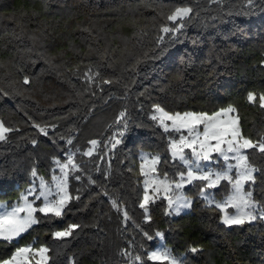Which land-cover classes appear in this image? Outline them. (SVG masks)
<instances>
[{"label": "trees", "instance_id": "obj_1", "mask_svg": "<svg viewBox=\"0 0 264 264\" xmlns=\"http://www.w3.org/2000/svg\"><path fill=\"white\" fill-rule=\"evenodd\" d=\"M185 4L193 8L192 18L166 55L151 59L159 26ZM246 11L244 0H0V88L8 93L0 95V120L18 129L0 141V202L15 203L35 178L49 180L54 157L62 161L68 150L79 152L80 167L69 176V191L80 199L62 218L42 220L14 245L0 243V256L35 242L52 248L54 264H130L122 250L134 256L142 243L148 251L157 245L156 238L145 240L135 221L151 233L163 232L176 255L202 246L203 252L187 253L191 264H264L263 221L227 228L197 188L188 187L193 204L180 216H166L165 202L158 200L150 205L152 222L145 223L139 208L138 153L165 149L148 118L152 104L211 112L233 103L243 133L253 140L264 135V110L246 100L248 91H264V10L239 14ZM89 69L100 73L92 84L84 77ZM125 109L131 131L112 149L108 139ZM32 122L56 127L44 136ZM93 139L98 147L84 156ZM250 161L264 170L259 153ZM255 175L253 198L264 204V175ZM213 192L224 197L229 186L222 183ZM113 199L128 211V221L112 207ZM72 223L81 225L73 237L53 239V231Z\"/></svg>", "mask_w": 264, "mask_h": 264}, {"label": "snow or ice", "instance_id": "obj_2", "mask_svg": "<svg viewBox=\"0 0 264 264\" xmlns=\"http://www.w3.org/2000/svg\"><path fill=\"white\" fill-rule=\"evenodd\" d=\"M244 5L248 11L239 14L249 15L258 7L264 10V0H244ZM192 12L193 8L185 4L174 7L166 15L165 22L159 26L151 59L166 55L171 44L178 40V34H182V30L187 26V21L192 18ZM33 39L37 37L33 36ZM260 63L264 66V60ZM99 76V72L92 73L91 69L84 73L89 84L95 83ZM23 83H30L27 76L24 77ZM101 83L111 84L112 81L102 79ZM0 95L6 96L8 93L0 88ZM140 95L143 96L144 93ZM246 100L251 104L258 101V107L264 110V91H248ZM148 118L152 127L160 130L165 149L163 153L140 155L139 175L143 177V196L139 208L143 210L145 223L152 222L150 205L158 199L167 202L164 213L166 216H179L182 211L190 209L193 201L184 191L188 185L198 189V195L205 206L218 212L220 223L227 228L243 227L257 220L264 221V204L253 198L252 190L256 183L255 173L261 172L264 175V170L250 161V155L256 153L264 159V135L253 140L243 133L241 117L233 103L211 112L169 111L160 103H154ZM114 124L119 130L108 139L112 149L120 145L126 134L131 131L132 125L126 109L119 112ZM32 127L40 134L48 136V128L54 129L56 126L32 122ZM17 130L0 120V141H6L9 134ZM89 143L91 147L83 155L91 157L100 142L93 139ZM32 144H37V140L33 139ZM67 144L72 145L73 139H67ZM53 162L61 175H53L51 183L40 177L39 186L33 182L25 192L20 193L17 201L11 206L0 202V243L5 246L14 245L24 233L42 220L62 218L70 210L71 202L80 199L79 195L73 196L69 191L70 173L80 171L79 165L74 161V153L68 150L66 162H61L55 157ZM161 164L170 165L171 171L161 172ZM31 176L37 177L35 167L31 170ZM75 179L80 180L81 177L77 175ZM89 182L96 183L91 178ZM222 183L230 186V192L223 199L217 200L210 190L217 189ZM104 194L107 195L106 192ZM111 204L118 213H122L125 222L130 219L128 211L117 200L113 199ZM38 213L40 215H37ZM133 223L146 241L159 238L161 243L151 251L145 249L142 243V252L134 256L128 249L122 250L121 255L128 257L130 264H191L187 253L197 254L204 251L202 246L189 245L185 254L176 255L173 249L163 243V232L156 230L151 233L141 224H136L135 221ZM80 227L79 224H68L63 230H55L51 235L56 241H66L67 238L73 237ZM51 252L50 246L37 247L35 242L15 246L9 255L0 256V264H54ZM72 264H76L75 260Z\"/></svg>", "mask_w": 264, "mask_h": 264}, {"label": "rangeland", "instance_id": "obj_3", "mask_svg": "<svg viewBox=\"0 0 264 264\" xmlns=\"http://www.w3.org/2000/svg\"><path fill=\"white\" fill-rule=\"evenodd\" d=\"M73 153H74V161L78 164V162H77V158H76V156H77V154H79V152H77V151H72ZM141 153H147V152H144V151H140L139 153H138V156H137V159H138V173H139V164H140V155H141ZM66 156H67V154L65 155V158H64V160H62L61 162H66ZM79 165V164H78ZM53 173H52V175H51V177L49 178V180H45V181H47V182H49V183H51V178H52V176L53 175H56V176H60L61 175V173H60V170H59V168L55 165V164H53ZM75 172H77V171H73L72 173H70V175L71 174H73V173H75ZM140 176V175H139ZM143 177H141L140 176V184H141V187H142V189H143ZM35 183V185L38 187L39 186V183H40V180H39V178H35V179H33L32 180V183ZM31 183V184H32ZM31 186V185H30ZM29 186V187H30ZM191 185H188V186H186L185 187V189H184V191H185V193L187 194V189H188V187H190ZM29 187H27L26 189H28ZM26 189L25 190H23L22 192H25L26 191ZM215 189H213V190H210L213 194H214V191ZM21 192V193H22ZM229 192H230V186H229ZM188 196H190L189 194H187ZM215 195V194H214ZM142 196H143V193H142ZM191 197V196H190ZM198 197L200 198V196L198 195ZM225 197V196H224ZM224 197H217L216 195H215V198L217 199V200H221V199H223ZM192 198V197H191ZM30 199H31V197H30ZM141 199H142V197H141ZM201 199V198H200ZM158 200H162V199H158ZM158 200H156V201H158ZM192 200H193V198H192ZM165 202V206H167V202L166 201H164ZM37 203H39V202H37ZM9 206H11V205H9ZM189 210L190 209H186V210H184V211H182L181 212V214L180 215H182V214H185V213H187V212H189ZM229 211L231 212L232 211V209H229ZM179 215V216H180ZM168 217H170V218H173V217H177V216H175V215H173V216H168ZM263 223H264V221H263ZM157 239V245L155 246V248L156 247H158L159 245H160V243H161V241H160V239L159 238H156ZM164 243V242H163ZM154 248V249H155ZM153 249V250H154Z\"/></svg>", "mask_w": 264, "mask_h": 264}]
</instances>
